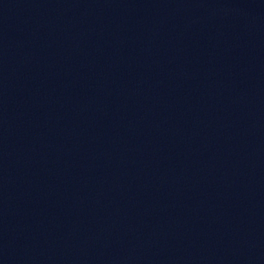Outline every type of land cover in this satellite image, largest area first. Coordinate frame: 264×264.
Segmentation results:
<instances>
[{"label":"water","instance_id":"obj_1","mask_svg":"<svg viewBox=\"0 0 264 264\" xmlns=\"http://www.w3.org/2000/svg\"><path fill=\"white\" fill-rule=\"evenodd\" d=\"M0 264H264V0H0Z\"/></svg>","mask_w":264,"mask_h":264}]
</instances>
